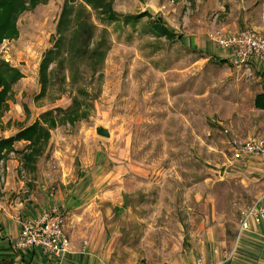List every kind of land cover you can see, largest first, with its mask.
Returning <instances> with one entry per match:
<instances>
[{"label":"rangeland","instance_id":"rangeland-1","mask_svg":"<svg viewBox=\"0 0 264 264\" xmlns=\"http://www.w3.org/2000/svg\"><path fill=\"white\" fill-rule=\"evenodd\" d=\"M16 14L20 35L0 45V58L24 77L13 86L16 106L0 118V136L8 139L44 112L68 123L60 118L77 104L88 116L52 131L35 173L2 167L0 186L9 180V189L0 212L13 216L29 187L42 201L63 178L75 180L84 157L97 152L96 125L103 123L112 137L101 141L113 160L125 155L131 164L126 181L104 189L111 202L131 206L128 220H146L127 228L139 238L125 240L121 264L190 261L186 235L195 239L202 225L233 234L240 208L264 190L263 174L253 171L261 160L235 161L231 145L235 137L264 136V111L254 105L263 85L258 73L236 70L211 34L250 29L248 19L261 25L264 0H0V20ZM58 45L43 86L41 63Z\"/></svg>","mask_w":264,"mask_h":264},{"label":"crops","instance_id":"crops-1","mask_svg":"<svg viewBox=\"0 0 264 264\" xmlns=\"http://www.w3.org/2000/svg\"><path fill=\"white\" fill-rule=\"evenodd\" d=\"M248 22L252 25L250 29H255L264 34V23L261 25H253L249 19ZM243 24L247 26V21L244 19L240 22V25ZM193 46H196V44ZM222 51L227 53L228 56L226 55L225 58L229 59L230 53L223 49ZM5 61L9 62L8 59H5ZM10 65L13 66L12 64ZM243 71L247 75H253V72L258 73L264 92V64L253 61L247 65ZM23 77L24 75L22 78ZM259 94L255 96V108H257L256 98ZM13 98L14 97L10 95L7 101L8 108L5 109L3 114H0V118L5 119V116L16 106L13 102ZM258 109L264 111L260 108ZM11 117L12 116L8 118L7 124H11ZM82 119L84 118L80 120ZM41 120L42 117H39V119H36L33 123L21 127L14 135L8 137V139L15 137L19 132ZM67 122L68 123L58 122L55 127L43 123V126L49 129L51 138L44 152L37 157L33 166L27 167L22 156V152L27 150L31 142L26 139H16L13 143V150L7 151V149H5L3 152V155H5L0 159V179L3 182L5 181V178L1 174L3 170L2 167H4L5 164L8 165L7 168L9 170H11V167L18 168L19 165H21L22 171L35 173L37 171L38 162L45 154L52 139V131L62 124L75 125L76 121L74 123L70 121ZM96 136L97 138L95 140L103 139L98 136V134ZM0 138L7 139L2 136H0ZM101 140H99L100 145L98 143V146H96L97 152L95 156L92 157L91 160H87L84 157L85 164L79 168L77 176L75 175V180L71 181L70 179L66 180L63 178L59 184L58 190L48 195L47 199L42 198V201L35 198L34 191H31L29 187L24 191L25 193H27V191L31 193L28 195L29 200L26 199L18 202L16 208H13V205L11 206L15 212L13 216L10 214L3 215L0 212V257L4 264H58L40 250H20L14 246L21 232L20 218H34L43 210L52 206H59L65 212L67 218L66 231L73 244V252L66 258L64 264L122 263L121 261L125 258L122 253L127 250V246L124 245L125 240L128 238V241L133 240L135 244L136 240L139 238L137 231L131 232V230H127V228L135 229L139 225H144L146 220L143 219L142 215L134 217V221L128 220L126 215L128 213L127 211L131 212V206L124 202H111L113 199L111 198V189L110 187L104 189V186L107 187L113 183L126 181V175L131 164L128 162V156L125 155L123 156L124 159L114 161L110 152V146L105 144V142H103L104 140ZM260 160L261 161H258L256 166L253 167V171L261 173L264 176V159ZM90 163H95L96 166L89 172L87 169L91 166ZM111 168H116L117 171ZM262 179L264 180V177ZM8 183L9 180L6 181V186H0V195L9 189L7 186ZM42 189L44 191L45 188ZM54 190H56V188H54ZM247 190H249V188ZM263 192L264 190L260 192L257 191L251 203L240 208L237 223L232 232L233 234H229L227 228H224V225H219L218 228L211 227L210 229L202 225L201 232L197 234L195 239H192L190 235H186V242L188 244L193 240V246L189 251V260L194 261L199 256L207 258L209 261L206 260L213 264H264V223H252L251 228L238 239L239 219L242 212L251 206ZM28 201H36L34 202L36 205L34 211L29 210L30 206L28 205L31 204V202ZM21 207L24 211L23 213L20 211ZM135 207L134 210L139 212L140 206L136 205ZM233 250H235V253L232 258L225 261L227 255Z\"/></svg>","mask_w":264,"mask_h":264},{"label":"built area","instance_id":"built-area-1","mask_svg":"<svg viewBox=\"0 0 264 264\" xmlns=\"http://www.w3.org/2000/svg\"><path fill=\"white\" fill-rule=\"evenodd\" d=\"M212 41L230 53L229 60L236 70H243L253 61L264 64V34L255 29L226 32L217 30L211 34ZM233 159L247 163L252 159H264V136L247 139L233 138ZM264 223V192L244 210L239 219L238 239L251 228V224ZM21 232L14 243L20 250H40L58 264H64L73 252L72 241L67 234V218L59 206L43 210L34 218H20ZM235 250L225 259L232 258ZM183 264H213L204 257Z\"/></svg>","mask_w":264,"mask_h":264},{"label":"trees","instance_id":"trees-1","mask_svg":"<svg viewBox=\"0 0 264 264\" xmlns=\"http://www.w3.org/2000/svg\"><path fill=\"white\" fill-rule=\"evenodd\" d=\"M147 13L148 12H145V14ZM2 17L4 18L0 20V45L5 40L17 38L20 35L19 28H17V14L15 17L14 15L12 17H10V15L7 17ZM166 31L167 33L177 37L176 33L171 29L167 28ZM59 47L60 45L57 46V51L50 50L41 63L40 79L44 83L43 86H48L49 72L51 70L50 66L58 59L57 56L61 49ZM78 48L80 49L79 46ZM22 76L23 74L18 68L11 66L8 62L0 58V114H3L5 109L8 108L7 101L11 95L13 86L22 78ZM256 106L257 108L264 110V92L257 96ZM86 115L88 116V112L81 111L80 104H77L74 108L70 109L68 112H65L63 119H60L61 121H70L74 123L81 118L87 117ZM51 116V111L46 112L42 115L41 121H37L32 126L19 132L15 137L9 139L0 138V159H2L5 155H3L5 149H7V151L13 150V143L16 139H26L31 143L27 150L22 152V156L27 167L33 166L37 157L44 152V149L51 138L49 129L43 126V123L49 124L52 127H55V125L58 123V121L56 119L54 120Z\"/></svg>","mask_w":264,"mask_h":264},{"label":"water","instance_id":"water-1","mask_svg":"<svg viewBox=\"0 0 264 264\" xmlns=\"http://www.w3.org/2000/svg\"><path fill=\"white\" fill-rule=\"evenodd\" d=\"M96 133L104 138H111L112 137V133L111 130L108 126H106L103 123H99L96 125Z\"/></svg>","mask_w":264,"mask_h":264}]
</instances>
